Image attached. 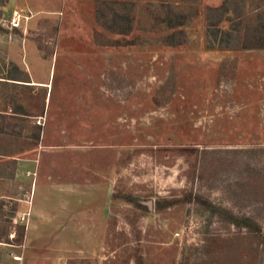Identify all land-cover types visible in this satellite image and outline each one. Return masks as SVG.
Listing matches in <instances>:
<instances>
[{
  "label": "rangeland",
  "instance_id": "obj_1",
  "mask_svg": "<svg viewBox=\"0 0 264 264\" xmlns=\"http://www.w3.org/2000/svg\"><path fill=\"white\" fill-rule=\"evenodd\" d=\"M260 44L264 0H0V264H264L200 202L264 235Z\"/></svg>",
  "mask_w": 264,
  "mask_h": 264
},
{
  "label": "trees",
  "instance_id": "obj_2",
  "mask_svg": "<svg viewBox=\"0 0 264 264\" xmlns=\"http://www.w3.org/2000/svg\"><path fill=\"white\" fill-rule=\"evenodd\" d=\"M116 26L122 27L123 30L122 31L119 30V32L121 33L129 30L130 24L128 23V17L121 13H115L112 17V25L110 27L112 29H116L115 28ZM171 35H173V33ZM208 35L212 36L214 40L217 41L218 45L221 47H234L236 45L235 43L233 44L230 40V38L231 37L233 38L234 36L231 30L229 31V30H222L220 28H215L214 30L213 29L210 30ZM255 47L263 48L264 45L260 44ZM35 137L36 139H38V133L36 134ZM124 199L127 202L132 203L137 207L145 208L144 205L137 202L130 195L125 196ZM191 199H195V200L197 199L199 201L201 200V198L198 195H195L194 197H192L191 195H188V196L177 197V198L176 197L175 198H161L156 202V205H157V209H161L172 203H179V202L188 201ZM200 202L203 205L207 206L210 209V211L213 213L221 212V213L228 215L233 225L237 227L248 228L251 231V233L254 234L261 252L264 253V235L261 233L260 228L258 227L256 221L253 218L246 216V215H240L237 217L232 212H228L227 210L219 207L216 204L211 203L208 200H202ZM22 239H23V231L21 229L14 239L9 240L8 238H6V242L13 241L12 243H20Z\"/></svg>",
  "mask_w": 264,
  "mask_h": 264
},
{
  "label": "crops",
  "instance_id": "obj_3",
  "mask_svg": "<svg viewBox=\"0 0 264 264\" xmlns=\"http://www.w3.org/2000/svg\"><path fill=\"white\" fill-rule=\"evenodd\" d=\"M96 254L97 253H92V252H89V251H80V254H76L75 256H68V255H66V254H64V255H62V256H58L59 258H58V260L56 261V262H58V264H61V262H60V259L62 260V259H68V258H80V259H87V258H93V257H95L96 256ZM66 255V256H65ZM47 258V257H46ZM50 258V257H49ZM36 259H38V258H36ZM63 264H66V262H62Z\"/></svg>",
  "mask_w": 264,
  "mask_h": 264
},
{
  "label": "built area",
  "instance_id": "obj_4",
  "mask_svg": "<svg viewBox=\"0 0 264 264\" xmlns=\"http://www.w3.org/2000/svg\"><path fill=\"white\" fill-rule=\"evenodd\" d=\"M27 200L30 202L31 196L28 197ZM9 257H10V260L14 261L16 264H22V253L11 251L10 254H9ZM4 264H11V263L6 262Z\"/></svg>",
  "mask_w": 264,
  "mask_h": 264
},
{
  "label": "water",
  "instance_id": "obj_5",
  "mask_svg": "<svg viewBox=\"0 0 264 264\" xmlns=\"http://www.w3.org/2000/svg\"><path fill=\"white\" fill-rule=\"evenodd\" d=\"M146 203H147L148 207L151 208V201L149 200Z\"/></svg>",
  "mask_w": 264,
  "mask_h": 264
}]
</instances>
